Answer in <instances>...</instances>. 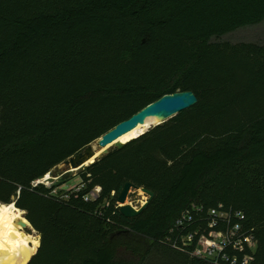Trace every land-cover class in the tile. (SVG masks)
<instances>
[{
	"label": "trees",
	"instance_id": "16d2710c",
	"mask_svg": "<svg viewBox=\"0 0 264 264\" xmlns=\"http://www.w3.org/2000/svg\"><path fill=\"white\" fill-rule=\"evenodd\" d=\"M258 24L264 0H0V202L40 234L28 264H264V41L224 37ZM186 90L195 105L86 166L81 190L34 185ZM128 181L154 192L134 217L118 204ZM237 224L231 241L254 251L193 254Z\"/></svg>",
	"mask_w": 264,
	"mask_h": 264
},
{
	"label": "water",
	"instance_id": "95a60500",
	"mask_svg": "<svg viewBox=\"0 0 264 264\" xmlns=\"http://www.w3.org/2000/svg\"><path fill=\"white\" fill-rule=\"evenodd\" d=\"M197 102H198V97L195 94V92L192 90L165 94L162 97L158 98L157 100L149 103L148 105L140 109L138 112L134 113L128 119L118 123L116 126L105 132L101 137H99L98 139L87 145L83 150H80L79 152L70 156L63 163L69 168V170L80 169L84 166L92 164L95 161L100 160L105 154H107L111 150V148H115V149L122 148L127 142L126 143L116 142L114 144L112 143L122 134L130 131L138 124L144 123L148 118L156 119L154 126L158 124H162L163 122L177 115L179 112L195 105ZM150 128H148L145 132H147ZM145 132H143V134ZM94 144H96L97 147H95ZM102 149L104 150L97 155L98 151H101ZM132 188H133L132 182L130 181L126 182L118 196V202L120 203V212L126 217H134L139 215L148 205L150 199L154 196V192L142 188L141 190L147 193L150 198L143 205L139 207H135L127 202ZM23 213L25 216V211ZM20 223L22 224L23 228H26L28 226L32 227L29 221H28L29 224L23 221H20ZM31 258L28 260L26 264L29 263Z\"/></svg>",
	"mask_w": 264,
	"mask_h": 264
},
{
	"label": "bare ground",
	"instance_id": "6f19581e",
	"mask_svg": "<svg viewBox=\"0 0 264 264\" xmlns=\"http://www.w3.org/2000/svg\"><path fill=\"white\" fill-rule=\"evenodd\" d=\"M155 122V118H148L144 123L119 136L112 144L126 143L138 137ZM94 146L97 147L96 144ZM104 149L98 151L97 155ZM23 212L14 203L0 202V264H26L39 246V240L27 233L20 223H28Z\"/></svg>",
	"mask_w": 264,
	"mask_h": 264
},
{
	"label": "rangeland",
	"instance_id": "374dc122",
	"mask_svg": "<svg viewBox=\"0 0 264 264\" xmlns=\"http://www.w3.org/2000/svg\"><path fill=\"white\" fill-rule=\"evenodd\" d=\"M224 37L232 41H264V24L241 27L225 35ZM153 126L154 124L151 125V128ZM85 168L86 166L76 170H69V168L64 165V163H61L50 173L45 175L42 180L47 186L55 185L54 192H57L60 195H67L71 191L72 187L81 181V175L84 172ZM148 199L149 195L143 192L141 189H131L127 202L135 207H139L143 205ZM24 230L27 233L31 234L34 238H37L40 242V234L34 228L28 226L24 228ZM94 246V243L86 242L78 252V260L80 261L82 257L91 254ZM153 264H160V262H157V260H153Z\"/></svg>",
	"mask_w": 264,
	"mask_h": 264
},
{
	"label": "built area",
	"instance_id": "2783aa9c",
	"mask_svg": "<svg viewBox=\"0 0 264 264\" xmlns=\"http://www.w3.org/2000/svg\"><path fill=\"white\" fill-rule=\"evenodd\" d=\"M38 183H44L42 178L34 181V185H37ZM83 187H84V184L79 182L78 184L73 186L72 189H74L75 191H79ZM100 192H101V187L96 186L90 192V194L85 196V199L86 200L96 199L99 196ZM118 204L120 206L119 202H118ZM212 213H216V211L212 210ZM237 215H239V214H237ZM239 216L241 218H243L242 214H240ZM178 223L182 224L183 222H182V220H179ZM239 231H240V225L237 224L230 232L212 231V232H210V234L208 236L202 235L199 238V241L195 247L193 254L196 255L197 257H200L203 259L215 260L216 254L218 252H221L222 250H224V248L230 243H232L235 248H240V249H243L244 244H247L249 246V248H251L254 251L255 247H256V242L252 236H244V237H240L239 239H237L233 242L231 241L232 236H234ZM187 240L189 242H192L193 236L189 235L187 237ZM250 260H251V255H247L243 260V264H249Z\"/></svg>",
	"mask_w": 264,
	"mask_h": 264
}]
</instances>
